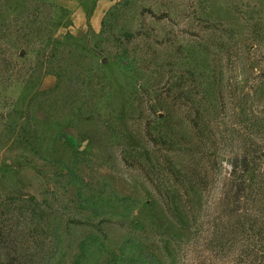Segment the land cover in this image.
I'll list each match as a JSON object with an SVG mask.
<instances>
[{
    "label": "rangeland",
    "instance_id": "rangeland-1",
    "mask_svg": "<svg viewBox=\"0 0 264 264\" xmlns=\"http://www.w3.org/2000/svg\"><path fill=\"white\" fill-rule=\"evenodd\" d=\"M264 264V0H0V263Z\"/></svg>",
    "mask_w": 264,
    "mask_h": 264
},
{
    "label": "trees",
    "instance_id": "trees-1",
    "mask_svg": "<svg viewBox=\"0 0 264 264\" xmlns=\"http://www.w3.org/2000/svg\"><path fill=\"white\" fill-rule=\"evenodd\" d=\"M6 256L8 257L7 259V261L8 262H6V263H3V262H1L0 264H16V262L14 261V259L11 257V253L10 252H8L7 254H6Z\"/></svg>",
    "mask_w": 264,
    "mask_h": 264
}]
</instances>
